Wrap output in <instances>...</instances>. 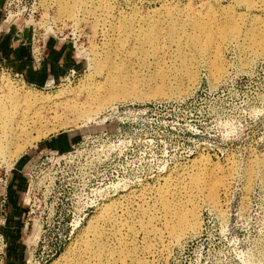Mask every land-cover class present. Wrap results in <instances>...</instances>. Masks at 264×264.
<instances>
[{"label": "rangeland", "instance_id": "rangeland-1", "mask_svg": "<svg viewBox=\"0 0 264 264\" xmlns=\"http://www.w3.org/2000/svg\"><path fill=\"white\" fill-rule=\"evenodd\" d=\"M18 1H4L1 25L14 23L18 33L29 34L23 44L39 51L48 38L70 41L80 69L38 89L2 68L0 95L11 86L39 99L80 101L88 90L99 88L102 73L94 69V61L104 59L107 19L83 0L78 7L72 0L60 7L58 0H22L15 8ZM108 4L114 15L137 19L151 15V20L161 22L166 28L163 49L143 47L142 53L113 61L116 74L110 76L135 90L133 95L114 100L89 119L57 110L51 124L50 115L44 114L51 124L49 132L43 130L37 137L33 132L30 147L10 156L7 167L0 163L8 178L22 163L24 182L21 230L10 232L4 228L8 178L4 186L0 183V235L6 244L0 264H8L11 240L17 242L19 264H61L102 205L128 209L123 219L133 231L122 264H264V178L257 168L264 161V55L240 48L243 40L264 35L259 23L264 0H108ZM196 10L213 14L212 33L218 32L225 15L241 29L236 42L221 47L217 64L224 73L215 80L208 68L211 57L197 64L194 80L188 83L189 70L180 57H186L187 48L168 38L171 13L166 12L179 20ZM185 32L190 34V28ZM52 138L65 143L42 150ZM187 177L200 180L194 191L197 223L173 239L160 196L166 189L176 195V183ZM217 178L225 187L212 206L206 187Z\"/></svg>", "mask_w": 264, "mask_h": 264}, {"label": "bare ground", "instance_id": "bare-ground-1", "mask_svg": "<svg viewBox=\"0 0 264 264\" xmlns=\"http://www.w3.org/2000/svg\"><path fill=\"white\" fill-rule=\"evenodd\" d=\"M66 1L70 2V0H58L56 4L60 7ZM83 2L85 5L89 3V8L97 9L98 14L107 19L108 27L104 30L105 40L101 48L104 59L94 61V69L102 73L96 83L100 87L95 86V88L88 90L86 96L80 101L61 99L60 97L39 99L22 89L16 90L11 86L6 87V93L0 95V163L5 164L6 167L8 166L7 161H9L7 159L10 156L17 157L32 145V140L34 142L33 132L37 134L36 137L41 136L39 132L43 130L46 132L48 125L53 124L54 118L58 117L57 110L71 112L74 114L73 116L78 118L89 119L94 112L112 105L111 102L114 100L133 95L135 90L128 88L125 83H116L115 79L110 76L116 74L112 69L114 67L113 61L117 57L123 55L132 57L138 52L142 53L143 47L159 49L160 51L163 49L162 43L165 39L163 30L166 28H162L161 22L151 20L149 18L151 15L148 18L143 17V19L132 16L122 17L118 15L119 13L116 15L110 13L108 0H83ZM83 2L81 4L84 5ZM71 3L72 5L77 4L78 7L80 2L79 0H72ZM262 12L264 17V10ZM166 13H171L167 22L168 38L175 44H185L187 48V51L183 52L186 57L180 56L183 58L181 64L189 70L186 81L191 83L194 80L193 74L197 64L207 62L211 57L214 60L210 62L208 68L212 72V76L216 77L215 80L218 79L224 73V68L217 64L222 60L221 47L236 42L241 27L227 20L229 17L225 15L218 32L212 33L215 21L213 14L208 11H205L204 14L201 11H192L182 18L180 16L179 20L174 19L175 16L173 15L176 14H172L170 11ZM259 23L264 26V18ZM186 28H190V34H186ZM240 48L242 51L264 55V35L261 38L252 36L246 41L243 40ZM44 114L45 116L46 114L50 115L51 121L49 123L51 124H48ZM254 168L256 167L253 166L252 169ZM257 168L264 178V161L260 162ZM214 172H220L219 167H214ZM187 180L188 177L184 181L181 179L176 183V195L166 189L160 196V205L164 210L166 227L173 239L185 231L192 230L197 223L198 212L195 203L197 195L194 191H197L200 180L198 177L190 181ZM224 187L225 182L222 178L208 181L206 193L212 206L216 205L217 192ZM125 210L117 205L99 207L94 223L88 221L81 230V235L73 250L69 255L66 254L68 256L63 258L61 264H122L121 256L128 247L129 234L133 231L132 225L123 219V215L127 213L128 209Z\"/></svg>", "mask_w": 264, "mask_h": 264}, {"label": "crops", "instance_id": "crops-1", "mask_svg": "<svg viewBox=\"0 0 264 264\" xmlns=\"http://www.w3.org/2000/svg\"><path fill=\"white\" fill-rule=\"evenodd\" d=\"M4 1L0 0V22L3 17ZM29 39V34H20L13 23L10 27H3L0 23V69L4 68L22 78L29 86L45 89L59 83L68 73L78 72L80 61L74 46L70 41H61L48 38L45 40L39 52L38 62L34 59L29 44L22 40ZM65 141L48 139L44 142L42 150L56 149ZM62 145V144H61ZM21 164H16L15 170L8 178V217L6 231H20L22 226V207L20 203V192L23 190L24 182L20 175ZM1 192V191H0ZM17 242L11 240L7 257L8 264H19L17 262Z\"/></svg>", "mask_w": 264, "mask_h": 264}, {"label": "built area", "instance_id": "built-area-1", "mask_svg": "<svg viewBox=\"0 0 264 264\" xmlns=\"http://www.w3.org/2000/svg\"><path fill=\"white\" fill-rule=\"evenodd\" d=\"M11 1H14V0H11ZM21 1L22 0H19L18 2H15L16 5H15V8L18 7L19 4H21ZM7 6H9V3H7ZM8 14V11H6V15ZM7 17V16H6ZM31 49H32V52H33V56H34V59L38 62V58H39V48L37 47H32V45H30ZM68 77H72V74L70 75H67V78ZM3 164H0V183L1 182H4L2 185L4 186L5 183H6V180H7V171L6 170H3ZM5 167V166H4ZM2 171V173H1ZM6 244L4 243V239L3 237L0 235V255L3 254L4 252V248H5ZM0 258H2V256H0Z\"/></svg>", "mask_w": 264, "mask_h": 264}]
</instances>
